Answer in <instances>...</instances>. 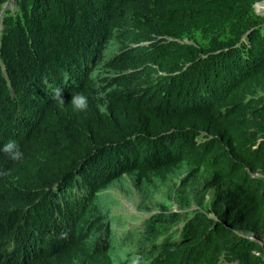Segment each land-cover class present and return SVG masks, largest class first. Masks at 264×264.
I'll return each instance as SVG.
<instances>
[{"label": "trees", "instance_id": "obj_1", "mask_svg": "<svg viewBox=\"0 0 264 264\" xmlns=\"http://www.w3.org/2000/svg\"><path fill=\"white\" fill-rule=\"evenodd\" d=\"M260 3L0 0V264H264ZM124 176L148 216L115 235Z\"/></svg>", "mask_w": 264, "mask_h": 264}, {"label": "rangeland", "instance_id": "obj_2", "mask_svg": "<svg viewBox=\"0 0 264 264\" xmlns=\"http://www.w3.org/2000/svg\"><path fill=\"white\" fill-rule=\"evenodd\" d=\"M262 4V3H260ZM260 4L255 6L257 13L264 14V10L260 8ZM115 46L112 45L108 51L106 52L107 59L113 57L114 55ZM116 50V49H115ZM168 183L165 185H160L159 191L153 194V196H149V198L153 200H162L164 197V193L169 188ZM214 193H211L207 196V200H210L211 196ZM144 195L142 192L135 189L134 186L131 184V177L124 176L120 180L116 181L109 190L99 194L97 196L98 205L103 214H105L110 222L113 229L114 234H123V232H128L131 227L135 225H141V221L137 220L139 217H146L148 213L145 212L144 208L141 206L144 203ZM167 200V198H166ZM148 203V199H147ZM149 204V203H148ZM144 205V204H143ZM194 206L196 207V203L194 202ZM142 207V208H141ZM173 209L179 210L177 204L173 205ZM214 217L213 215H211ZM239 235L245 236L251 240H257L259 243H264V232L260 234H253V233H244L238 232ZM114 264H129L128 258L121 256V258H114ZM219 264H233V263H226L221 261Z\"/></svg>", "mask_w": 264, "mask_h": 264}, {"label": "clouds", "instance_id": "obj_3", "mask_svg": "<svg viewBox=\"0 0 264 264\" xmlns=\"http://www.w3.org/2000/svg\"><path fill=\"white\" fill-rule=\"evenodd\" d=\"M52 99L57 102L58 106L65 104L62 92L63 88L57 86L53 90ZM73 110L84 111L88 107V97L82 93H76L72 95L71 102ZM0 152L7 153L8 156L14 161H22L24 153L21 151L19 144L14 139H9L6 143L0 145ZM130 264H145L143 257L137 255L133 257Z\"/></svg>", "mask_w": 264, "mask_h": 264}, {"label": "bare ground", "instance_id": "obj_4", "mask_svg": "<svg viewBox=\"0 0 264 264\" xmlns=\"http://www.w3.org/2000/svg\"><path fill=\"white\" fill-rule=\"evenodd\" d=\"M7 8V7H6ZM260 8L264 10V4H260Z\"/></svg>", "mask_w": 264, "mask_h": 264}]
</instances>
